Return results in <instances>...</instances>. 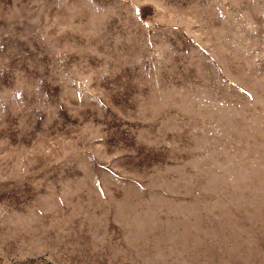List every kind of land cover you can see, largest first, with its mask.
I'll list each match as a JSON object with an SVG mask.
<instances>
[{
	"label": "rangeland",
	"instance_id": "rangeland-1",
	"mask_svg": "<svg viewBox=\"0 0 264 264\" xmlns=\"http://www.w3.org/2000/svg\"><path fill=\"white\" fill-rule=\"evenodd\" d=\"M0 264H264V0H0Z\"/></svg>",
	"mask_w": 264,
	"mask_h": 264
}]
</instances>
